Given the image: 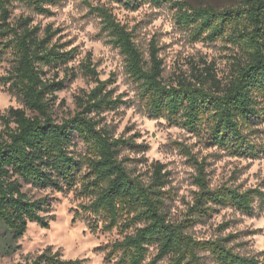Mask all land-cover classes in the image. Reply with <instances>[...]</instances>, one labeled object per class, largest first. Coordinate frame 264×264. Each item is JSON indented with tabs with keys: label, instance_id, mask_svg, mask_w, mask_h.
<instances>
[{
	"label": "trees",
	"instance_id": "trees-1",
	"mask_svg": "<svg viewBox=\"0 0 264 264\" xmlns=\"http://www.w3.org/2000/svg\"><path fill=\"white\" fill-rule=\"evenodd\" d=\"M58 1L0 0V46L13 53L14 61L8 73L0 75V85L8 84L23 103L0 113V257L20 248L19 240L30 222L49 227L53 218L48 214L51 196H31L24 190L25 183L64 192L82 180L81 190L93 196L83 209L92 217L104 219L103 230L115 226L127 230L122 238L99 247L106 260L116 256L114 264H156L165 259L167 264H263L264 251H242L234 243L238 234L204 238L195 235L192 228L220 208L230 206L248 215H260L264 211V190H242L227 184L212 187L203 164L188 151L199 171L195 176L199 190L187 218H170L163 189L168 174L163 172L165 165L156 163L152 180L146 182L121 157L124 147L139 144L115 136L100 124L97 115L127 101L112 96L111 89H107L109 80L99 77L90 58L83 63V72L94 77L96 85L77 97L73 114L61 120L54 116L55 93L67 86L69 70L61 78L57 72L56 77L48 76V70L68 64L75 48L65 49L55 42L58 30L34 24L31 15L13 19L12 5L22 3L36 13L51 15L49 5ZM112 1L137 9L146 0ZM148 1L177 5L178 20L193 38L214 40L227 36L242 52L233 61L226 82L211 64L195 68L191 77L181 75L167 82L164 61L155 43L146 58L132 30L106 5L94 6L102 29L124 56L126 70L138 86L147 114L203 134L210 144L235 155L257 154L245 129L261 118L260 104L264 101V0H235V4L223 8L181 0ZM75 76L73 73L72 79ZM75 137L85 145L84 153L75 148ZM90 225L93 231L100 229L97 224ZM226 226L227 222L220 225ZM15 264L90 263L88 257H65L48 246Z\"/></svg>",
	"mask_w": 264,
	"mask_h": 264
},
{
	"label": "rangeland",
	"instance_id": "rangeland-1",
	"mask_svg": "<svg viewBox=\"0 0 264 264\" xmlns=\"http://www.w3.org/2000/svg\"><path fill=\"white\" fill-rule=\"evenodd\" d=\"M181 1L193 5L211 4L219 8L235 4V0ZM101 4L109 7L132 30L146 58H149L151 44L155 43L164 61V78L167 82L181 75L191 77L195 68L200 69L208 64L226 82L231 75L233 61L242 52L227 36L214 40L193 38L190 30L178 20L179 7L170 2L157 5L146 0L137 9H130L112 0H59L49 5L51 15L36 13L29 6L15 2L12 5L13 19L21 14L31 15L34 24L42 28L50 25L58 30L55 42L63 44L65 49L75 48L68 64L48 70V76L58 78L64 77L69 70L67 86L55 93L54 116L61 120L73 114L77 109V97L96 85L95 78L83 72V63L90 58L99 77L109 80L107 89H111L112 96H121L127 101L115 109L102 112L97 118L115 136H123L139 144L137 147H124L121 152V157L134 174L150 182L155 164L160 162L165 165L163 172L168 171V174L163 189L165 208L170 218H187L199 190L195 180L199 171L188 151L203 164L212 187L227 184L242 190L249 187L264 190V101L260 104L261 118L245 129L257 148V154L251 156L235 155L227 148L212 145L203 134H195L167 118H152L139 97L136 82L126 70L123 54L102 29L101 18L93 10L94 6ZM13 62V53L1 50L0 46V75L8 73ZM73 73L76 76L72 79ZM10 106H23V103L12 94L8 84L0 85V113ZM74 142L79 152L86 151L78 137ZM81 185L82 180L71 190L60 192L25 183L24 190L29 195L51 196L52 209L48 214L53 218L49 227L30 222L19 240L20 248L13 254L0 257V264H15L32 258L48 246L65 257H88L90 264H114L116 256L106 260L105 252L99 247H107L109 243L122 238L127 230L122 226L101 229L104 219L92 217L83 209V205L90 203L93 196L81 190ZM224 222H227V226L221 228ZM90 223L97 224L100 229L93 231ZM192 230L195 235L204 238L236 233L238 236L234 243L242 251H264V211L260 215H248L231 206L220 208L205 222L196 223ZM151 251L155 252V248L152 247ZM167 263L165 259L156 264Z\"/></svg>",
	"mask_w": 264,
	"mask_h": 264
}]
</instances>
